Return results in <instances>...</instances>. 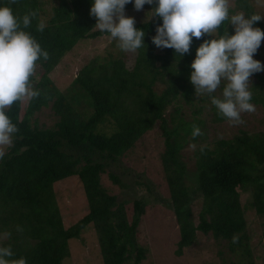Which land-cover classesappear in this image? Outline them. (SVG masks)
<instances>
[{
  "label": "trees",
  "instance_id": "16d2710c",
  "mask_svg": "<svg viewBox=\"0 0 264 264\" xmlns=\"http://www.w3.org/2000/svg\"><path fill=\"white\" fill-rule=\"evenodd\" d=\"M229 1L234 2L231 12L258 14L252 0ZM0 5L21 18L35 11L24 30L48 52L46 59L37 60L31 77L39 95L5 109L18 128L0 157V247L11 248L13 256L8 259L64 264L76 239L93 227L103 264H142L147 254L139 245V227L151 204L141 194L129 217L128 200L111 193L102 177L108 175L115 185L128 187L115 170L117 164L158 123L164 138L161 164L171 193L169 201L160 203L174 211L180 226L177 254L194 245L201 232L226 242L218 252L221 264H258V258L264 259V120L245 111L242 123H231L209 96L195 94L189 80L196 48L212 37L193 38L191 53L182 57L174 49H158L151 37L161 21L151 20L148 12L153 6L146 4V19L135 24L145 32V45L125 52L109 33L95 28L91 0H0ZM134 11L132 4L126 5V15L134 17ZM41 21L46 25L43 31L38 30ZM254 26L264 29V21ZM227 32L233 29L224 21L213 35ZM104 36L117 50L84 63L62 89L51 73L80 43ZM254 58L264 62V44ZM159 84L164 87L158 90ZM221 88L213 94L220 95ZM249 90L251 102L264 107V72L253 74ZM44 108L56 118L53 125L40 123L37 115ZM194 126L201 130L196 136ZM226 127L236 130L231 137L225 135ZM188 149L194 169L185 161ZM69 181L82 186L88 210L67 227L60 197L71 187L59 192L58 186ZM135 181L142 191L153 194L150 182ZM249 191L252 196L244 202ZM198 192L203 201L197 215L192 196ZM250 210H255L256 228L248 222ZM257 227L262 254L253 248Z\"/></svg>",
  "mask_w": 264,
  "mask_h": 264
},
{
  "label": "clouds",
  "instance_id": "9594fccd",
  "mask_svg": "<svg viewBox=\"0 0 264 264\" xmlns=\"http://www.w3.org/2000/svg\"><path fill=\"white\" fill-rule=\"evenodd\" d=\"M128 4L136 11L146 4L153 6L148 12L151 20L161 21L151 37L158 49L171 48L182 57L191 53L193 38L212 37L201 41L190 64L195 94L209 96L218 113L231 123H242L241 113L255 110L249 83L253 74L264 72V62L254 58L264 41V29L254 25L264 16L231 12L229 0H91L89 14L96 19L95 28L109 33L125 52L145 45V32L135 26V17L126 15ZM35 16V11H29L17 17L10 7L0 5V146L11 145L18 131L5 109L17 100L39 95L31 77L37 60L46 59L48 52L24 30ZM224 21L233 32L217 38L213 34ZM45 26L41 21L38 30ZM218 88L220 95H214ZM200 131L194 126L192 135ZM12 256L10 247H0V264H26L24 258L8 259Z\"/></svg>",
  "mask_w": 264,
  "mask_h": 264
},
{
  "label": "rangeland",
  "instance_id": "374dc122",
  "mask_svg": "<svg viewBox=\"0 0 264 264\" xmlns=\"http://www.w3.org/2000/svg\"><path fill=\"white\" fill-rule=\"evenodd\" d=\"M256 4L257 13L264 16V3L260 0H252ZM230 7L234 5L233 1H229ZM133 15L136 21L146 19L147 10L134 11ZM264 21V18H262ZM264 44V41H262ZM117 50L112 46L111 40L104 37L87 40L66 57L51 73V77L62 87L66 89L72 80L78 74L81 66L87 61L96 56L105 57L110 51ZM117 52V51H116ZM133 57V54H130ZM134 59H131L132 63ZM164 85L159 84L157 89L163 88ZM26 103L30 97H25ZM254 104V103H253ZM255 110L250 112L253 117L260 121L264 120V107L261 104H254ZM40 123L47 126L53 125L55 117L50 108L43 109L37 115ZM249 128V126H245ZM264 128V125H263ZM224 133L227 137H231L236 131L232 127L224 128ZM10 145L0 146L3 153L8 150ZM164 150V138L159 123L155 129L145 134L136 144V146L122 157L121 162L117 164L116 172H118L122 179L129 185L126 188L115 185L108 175L102 177L103 185L110 190L111 193L118 195L121 199L128 200L129 205L126 206L128 216L133 215V202L140 198L141 194L146 195L151 204L146 208V214L142 218V223L139 227V245L146 250L147 259L142 264H221V257H219V249L226 247L224 241H215L212 236H205L199 232V240L191 247L185 248L182 255L177 254L178 242L180 241V226L176 221L174 211L164 207L160 200L169 201L171 193L164 176L160 153ZM185 161L189 163V168L194 169L195 159L193 158L192 150L188 149L184 152ZM150 182L154 192L150 195L147 191H142L136 184V179ZM65 183V182H62ZM58 186L59 192L67 188V196L64 194L61 200V208L63 212V220L68 227L76 223L88 210L86 205L85 193L82 186L77 182L69 181L68 184ZM75 187V188H74ZM252 196L251 191L246 192L243 196V201L247 202ZM192 205L194 213L198 215L202 208L203 198L200 192L192 196ZM248 222L253 228H256V214L255 210L247 212ZM198 223V218L196 220ZM260 232L258 227L253 236L254 250L262 254V245L260 242ZM101 248L97 242L96 233L89 228L83 234L82 239H76L72 245V256L65 260L64 264H103L101 260ZM258 264H264V259L257 260Z\"/></svg>",
  "mask_w": 264,
  "mask_h": 264
}]
</instances>
